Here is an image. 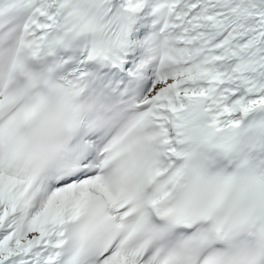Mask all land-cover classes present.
Masks as SVG:
<instances>
[{
	"label": "snow or ice",
	"instance_id": "1",
	"mask_svg": "<svg viewBox=\"0 0 264 264\" xmlns=\"http://www.w3.org/2000/svg\"><path fill=\"white\" fill-rule=\"evenodd\" d=\"M0 264H264V0H0Z\"/></svg>",
	"mask_w": 264,
	"mask_h": 264
}]
</instances>
